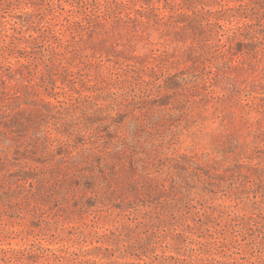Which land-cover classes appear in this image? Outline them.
Listing matches in <instances>:
<instances>
[{"label": "rangeland", "instance_id": "obj_1", "mask_svg": "<svg viewBox=\"0 0 264 264\" xmlns=\"http://www.w3.org/2000/svg\"><path fill=\"white\" fill-rule=\"evenodd\" d=\"M0 264H264V0H0Z\"/></svg>", "mask_w": 264, "mask_h": 264}]
</instances>
